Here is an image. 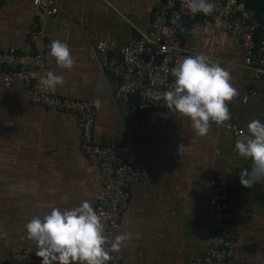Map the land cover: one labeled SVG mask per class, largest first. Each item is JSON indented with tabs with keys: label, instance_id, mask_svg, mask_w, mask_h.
Listing matches in <instances>:
<instances>
[{
	"label": "crops",
	"instance_id": "1",
	"mask_svg": "<svg viewBox=\"0 0 264 264\" xmlns=\"http://www.w3.org/2000/svg\"><path fill=\"white\" fill-rule=\"evenodd\" d=\"M55 1L60 13L46 24L48 40L65 42L74 60L64 69L46 52L48 70L64 76L56 91L67 98L99 100L95 140L113 146L119 157L147 173V180L130 188L128 207L115 230V235L129 234L115 252L120 264L202 259L210 239L212 179L227 187L238 229L236 253L221 264H264V186L240 183V171L250 161L234 151L237 137L213 123L206 135H196L176 111H139L136 97L122 99L119 79L102 70L110 55L91 54L99 39L123 47L146 34L162 0ZM39 14L32 0H1L0 51L30 52L31 28ZM179 36L184 48L180 59L203 54L229 72L238 93L227 102L230 119L245 131L250 120L264 122V72L257 78L258 70L244 63L242 41L211 23L187 18ZM103 192L99 167L81 149L76 114L32 103L22 80L6 85L0 74V264H21L13 256L16 251L36 253L24 233L33 215L82 200L95 210Z\"/></svg>",
	"mask_w": 264,
	"mask_h": 264
},
{
	"label": "built area",
	"instance_id": "2",
	"mask_svg": "<svg viewBox=\"0 0 264 264\" xmlns=\"http://www.w3.org/2000/svg\"><path fill=\"white\" fill-rule=\"evenodd\" d=\"M1 2V0H0ZM213 11L208 15L191 14L186 0H162L153 15L146 34L133 37L130 42L118 47L112 39H99L91 45V54H109L110 58L102 67L119 79L118 95L129 100L137 99L139 111L160 109L170 110L163 100L156 101L146 93L163 92L172 84L170 69L179 62L184 51L179 36L183 19H199L221 28L239 38L245 48L244 63L264 72V23L257 18L244 2L237 0H212ZM40 14L31 28L30 52L22 53L15 48L0 51V74L6 85L14 79L22 80L30 90V100L47 109L74 113L80 127V146L89 161L99 167L103 180V196L95 208L108 237V244L123 211L128 207L130 188L147 180L146 171L118 156L113 146L98 143L94 137L96 105L90 100L67 98L54 92H43L39 88L41 76L48 70L46 52L50 42L46 32L49 19L60 13L55 0H32ZM215 126L231 131L235 137L245 129L231 119ZM210 239L202 259L187 264H221L231 260L238 244L237 225L232 220L227 187L217 179L210 181ZM264 186V183H261ZM107 246V245H106ZM21 264H40L41 258L34 252L21 250L13 253ZM121 257L110 253L107 264H120Z\"/></svg>",
	"mask_w": 264,
	"mask_h": 264
},
{
	"label": "clouds",
	"instance_id": "3",
	"mask_svg": "<svg viewBox=\"0 0 264 264\" xmlns=\"http://www.w3.org/2000/svg\"><path fill=\"white\" fill-rule=\"evenodd\" d=\"M186 8L193 15H208L214 3L186 0ZM48 54L64 69H70L74 63L68 45L60 40L50 42ZM170 73L174 79L167 90H148L146 94L156 101L163 100L170 110L186 117L196 135H206L210 122L219 125L230 119L227 102L238 93L229 72L219 63L203 54L185 56ZM63 83L62 74L49 70L41 76L39 88L54 92ZM93 103L99 106L100 101ZM234 151L250 161L240 171V183L246 188L264 183V122L250 120L246 131L237 135ZM24 233L36 245L35 255L41 258L40 264H107L110 253L119 251L129 239L128 233L121 232L108 244L100 216L87 200L71 208L52 207L42 216L33 215L25 223Z\"/></svg>",
	"mask_w": 264,
	"mask_h": 264
},
{
	"label": "trees",
	"instance_id": "4",
	"mask_svg": "<svg viewBox=\"0 0 264 264\" xmlns=\"http://www.w3.org/2000/svg\"><path fill=\"white\" fill-rule=\"evenodd\" d=\"M244 2L253 14L264 23V0H237Z\"/></svg>",
	"mask_w": 264,
	"mask_h": 264
}]
</instances>
